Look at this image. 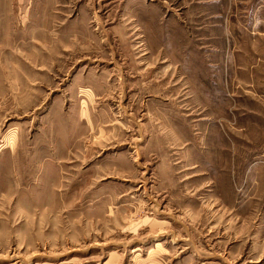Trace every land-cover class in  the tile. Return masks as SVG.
I'll return each mask as SVG.
<instances>
[{"label":"rangeland","instance_id":"obj_1","mask_svg":"<svg viewBox=\"0 0 264 264\" xmlns=\"http://www.w3.org/2000/svg\"><path fill=\"white\" fill-rule=\"evenodd\" d=\"M150 260L264 264V0H0V264Z\"/></svg>","mask_w":264,"mask_h":264},{"label":"crops","instance_id":"obj_2","mask_svg":"<svg viewBox=\"0 0 264 264\" xmlns=\"http://www.w3.org/2000/svg\"><path fill=\"white\" fill-rule=\"evenodd\" d=\"M256 13H260V5H254L250 11V14H252L253 16L256 15ZM148 264H161V261H156V260H150V262Z\"/></svg>","mask_w":264,"mask_h":264}]
</instances>
